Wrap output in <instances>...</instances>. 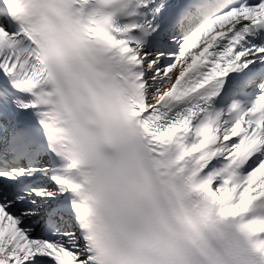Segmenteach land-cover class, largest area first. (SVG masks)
Instances as JSON below:
<instances>
[{"label":"snow or ice","instance_id":"snow-or-ice-1","mask_svg":"<svg viewBox=\"0 0 264 264\" xmlns=\"http://www.w3.org/2000/svg\"><path fill=\"white\" fill-rule=\"evenodd\" d=\"M264 250V0H0V264Z\"/></svg>","mask_w":264,"mask_h":264},{"label":"clouds","instance_id":"clouds-1","mask_svg":"<svg viewBox=\"0 0 264 264\" xmlns=\"http://www.w3.org/2000/svg\"><path fill=\"white\" fill-rule=\"evenodd\" d=\"M193 264H264V250L239 221L215 217L201 228Z\"/></svg>","mask_w":264,"mask_h":264}]
</instances>
